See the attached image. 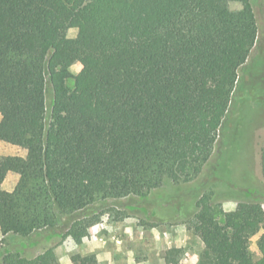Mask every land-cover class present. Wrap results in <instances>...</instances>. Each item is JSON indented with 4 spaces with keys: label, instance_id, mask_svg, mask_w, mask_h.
Listing matches in <instances>:
<instances>
[{
    "label": "trees",
    "instance_id": "1",
    "mask_svg": "<svg viewBox=\"0 0 264 264\" xmlns=\"http://www.w3.org/2000/svg\"><path fill=\"white\" fill-rule=\"evenodd\" d=\"M228 1L0 0V140L19 133L28 151L0 157L3 235L47 229L80 239L101 221V201L200 173L219 135L207 125L210 112L228 110L254 46L250 0L232 13L223 9ZM49 14L63 22L58 35L45 30ZM74 62L82 64L77 74ZM48 109L62 135L47 130ZM54 152L61 159L50 176ZM9 172L19 174L11 191L3 187ZM197 207L198 264H214L233 238L264 221L259 200L221 210L220 220L212 192ZM71 260L98 264L95 254ZM165 260L179 264L173 250ZM0 264L61 262L52 245L31 257L8 251ZM252 264H264V255Z\"/></svg>",
    "mask_w": 264,
    "mask_h": 264
},
{
    "label": "rangeland",
    "instance_id": "2",
    "mask_svg": "<svg viewBox=\"0 0 264 264\" xmlns=\"http://www.w3.org/2000/svg\"><path fill=\"white\" fill-rule=\"evenodd\" d=\"M250 2L254 10L251 16L255 31L254 46L247 62L240 69L230 107L228 110L210 112L207 125L217 127L219 135L212 155L200 173L187 181L168 180L161 187L140 196L107 198L98 204L100 210L104 211L101 221L105 228L109 226L112 233L121 239L126 234L135 235L137 252L145 258L150 257L152 264H160V257L162 263H168L165 254L171 250L179 264L188 259L190 254H197L199 261L204 243L194 232L192 219L198 211L197 201L206 191L212 192V203L219 220L221 210H233L242 200H259L264 207V0ZM223 9L226 13H232L242 12L243 7L240 1L232 0L224 3ZM45 30L58 35L63 30V22L49 14L45 19ZM76 34V28L67 30L70 37ZM81 68L80 62L70 65L73 74L79 73ZM68 85L73 87V78L68 80ZM60 122L48 109L47 130L62 135ZM18 138L19 133L8 141L0 140V157L28 155L27 149L19 145ZM60 159L59 153H52L47 166L48 175H55ZM18 180L19 174L12 172L6 176L3 187L11 191ZM63 217L68 219V216ZM263 232L264 221L248 230L245 239L233 238L231 251L214 264H252L264 255V242L260 239ZM85 237L76 239L47 229L27 237L9 233L0 241V261L11 250L31 257L48 245H56L57 248L59 242L65 240L70 256L95 254L82 253L88 248L81 243ZM96 250L104 261L103 250L99 246Z\"/></svg>",
    "mask_w": 264,
    "mask_h": 264
},
{
    "label": "crops",
    "instance_id": "3",
    "mask_svg": "<svg viewBox=\"0 0 264 264\" xmlns=\"http://www.w3.org/2000/svg\"><path fill=\"white\" fill-rule=\"evenodd\" d=\"M10 173L12 172H9L8 175ZM124 226L126 227V224ZM126 228V231H128L129 228ZM7 235L8 234L3 235L0 230V241ZM66 241L67 240H65L63 243L59 242L60 245L56 248V252L59 256L61 264H74L71 260L68 247L66 246ZM81 243L85 244L88 247L87 250L82 253H95L98 259V264H152V259H150V257L145 258L142 256V254L137 252V248L134 246L136 243L135 235L126 234L124 239H121V237H116L112 233V230L109 228V226H106L105 228L103 221L91 226L89 228L87 236L81 241ZM50 246L52 245L46 246L40 252L44 251ZM98 246L103 250L105 257L104 261L102 260V255L96 250V247ZM61 249L65 250V252L63 253ZM158 260L160 264H169L162 263L161 257ZM182 264H198V255L190 254L188 259H185Z\"/></svg>",
    "mask_w": 264,
    "mask_h": 264
}]
</instances>
